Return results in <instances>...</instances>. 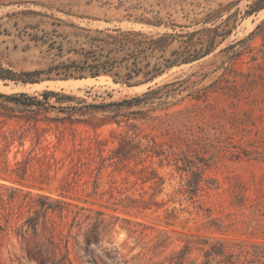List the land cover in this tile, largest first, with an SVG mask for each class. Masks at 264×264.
Listing matches in <instances>:
<instances>
[{"label": "rangeland", "instance_id": "1", "mask_svg": "<svg viewBox=\"0 0 264 264\" xmlns=\"http://www.w3.org/2000/svg\"><path fill=\"white\" fill-rule=\"evenodd\" d=\"M116 28L173 35L139 63L213 45L150 83L128 87L116 66L74 90L49 86L80 80L62 76L103 54L96 30ZM0 76V264H230L200 249L264 245V0H0ZM173 82L116 118L71 109Z\"/></svg>", "mask_w": 264, "mask_h": 264}, {"label": "trees", "instance_id": "2", "mask_svg": "<svg viewBox=\"0 0 264 264\" xmlns=\"http://www.w3.org/2000/svg\"><path fill=\"white\" fill-rule=\"evenodd\" d=\"M138 22L148 25V26H160L161 24L159 22H152L147 19H141L138 20ZM96 33H105L106 35L102 39H93L92 42H97L100 45V51L103 53L98 56H94L93 52H88L91 57H85L84 60L81 62V65L83 67L82 71H79L78 73H74L73 71H70V66H74L75 63H71L70 66L67 67V71H65L64 75L62 76L63 80L68 79H82L86 77L95 78L100 75H109L112 73V70L118 66L120 68H124L128 74L127 79L124 81V84L128 87L137 86L145 83L153 82L156 78L160 77L163 73H165L167 70L171 69L174 66H180L182 64L191 63L194 61H197L204 56L208 55L211 52V46L212 41L208 42L207 49L203 53L193 52L187 55V57H182V55H176L173 57V59H164L161 63L155 62L151 63L147 59V56L145 58V61L143 63H139L138 61V55H141L143 53H152L154 51H157L159 53H164V51L167 49L168 45L170 44L169 39L173 37L171 33L164 32L159 35H147L142 33L141 31H134V30H121L120 28H116L113 30L106 29L95 31ZM108 32L114 33L107 34ZM122 53L121 58L111 57L112 54H119ZM175 51H173L170 55L174 54ZM104 58V59H102ZM131 60V61H130ZM69 68V69H68ZM38 73H28L24 75L26 79H24V82H35L34 79H31V76ZM136 78H141L139 81L132 82V80ZM0 79H3V77L0 76ZM46 79H51L49 76L46 77ZM116 83L117 81L114 80ZM173 83H165L161 86H157L154 89H151L150 91L144 93L141 97H135L130 100H124L121 102L116 103H109V104H101V105H92L89 104L85 107L75 108L72 107L71 109L74 110L73 112H77L79 116H86L90 115L93 117L94 114L97 112L100 113H107V119L110 118V114H112V118H116L119 115L120 110L123 108H132L133 106L139 104L143 99H145L148 96L155 95L160 89L163 87H167L169 85L174 84ZM199 92H197L198 94ZM51 95L58 96L57 93L53 92H45L43 93L44 97H48ZM63 98L72 100V97L67 95H61ZM200 96L195 95V99H198ZM10 100H17L16 97H7ZM76 113V114H77ZM73 115L70 113L69 115V124L74 123H83L85 125L91 126L93 129H96V124L91 123L89 121H79L72 119ZM120 122V121H119ZM119 122L116 121V124L119 125ZM118 150L125 149L126 146H128L131 142V140L128 137V134H118ZM103 166V164L101 165ZM100 170V167L98 168ZM197 183H195L194 187L196 189ZM43 200H47L46 197H41ZM64 205V204H63ZM54 206V207H52ZM56 206H61L60 202L56 203L55 205H52V203H49L45 207V203L40 204L41 208L45 207V210L51 209L52 211L56 210ZM63 207V206H62ZM28 222H32L30 227L35 230L37 219H30ZM211 241L209 239H203L201 243L207 244ZM229 245H235L238 247L237 253L230 252L227 247ZM243 246H248L252 250V254L250 251H247L243 249ZM203 252L204 258L207 259L209 256H213L214 259H218L217 263H230V264H237V262L242 259L244 262H250L248 261V256L251 255L252 257L259 256V259L261 261H264V245L263 244H247L243 242H232V241H224V240H214V247L211 246L208 250H205L203 248L200 249ZM185 251H188V247H185ZM241 260V261H242ZM254 260V259H253ZM232 261V262H231ZM240 261V262H241ZM261 261V264H264ZM252 262V261H251ZM203 264H209L208 260L204 262ZM243 264V263H241Z\"/></svg>", "mask_w": 264, "mask_h": 264}, {"label": "bare ground", "instance_id": "3", "mask_svg": "<svg viewBox=\"0 0 264 264\" xmlns=\"http://www.w3.org/2000/svg\"><path fill=\"white\" fill-rule=\"evenodd\" d=\"M94 82L93 79H80V80H68V81H61V82H47L49 84V86L51 88H65V89H76L77 87L83 86L85 84H90ZM44 86V84L39 85V87ZM33 87H35V85H33ZM10 88V87H9ZM7 87H4L1 83H0V90H7L9 89ZM144 87H138V88H134L136 90H141ZM132 90V89H131Z\"/></svg>", "mask_w": 264, "mask_h": 264}]
</instances>
